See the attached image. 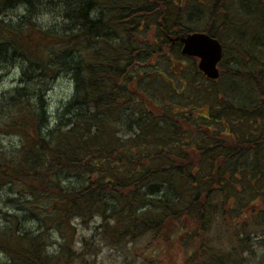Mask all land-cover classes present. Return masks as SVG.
<instances>
[{"label":"trees","instance_id":"trees-1","mask_svg":"<svg viewBox=\"0 0 264 264\" xmlns=\"http://www.w3.org/2000/svg\"><path fill=\"white\" fill-rule=\"evenodd\" d=\"M193 32L221 41L219 78L180 79L202 99L146 97L139 64L174 67ZM10 66L18 78L0 92V201L13 212H2L10 262L0 264H96L85 255L101 244L144 236L185 244L179 264L244 262L251 230L264 228V0H0V70ZM63 75L74 91L50 127L47 94ZM8 135L17 141L7 145ZM74 220L98 223L81 251ZM56 232L63 243L50 252ZM156 254L147 260L178 264Z\"/></svg>","mask_w":264,"mask_h":264},{"label":"rangeland","instance_id":"rangeland-1","mask_svg":"<svg viewBox=\"0 0 264 264\" xmlns=\"http://www.w3.org/2000/svg\"><path fill=\"white\" fill-rule=\"evenodd\" d=\"M47 17V19H53L50 16ZM197 63L198 59H196V57L183 56L174 67L170 66L169 62H166V60H162L161 62H159L155 59L139 64V70L142 74L140 90L146 97L158 102H164V99L169 100L174 98H177L178 100L189 99V101L191 97L202 99L203 97L198 96L196 93L192 92L191 87L181 89L184 83L182 80L180 81V79L190 76H193L195 86H203L204 84H208V80H205L202 72H198ZM196 70L198 73L196 72ZM155 72L156 74H154ZM158 72H161V74H157ZM17 78V68H13L10 66L9 68L0 70V92L12 88L16 84L15 82ZM163 79H165L168 84L165 83ZM172 85L175 86L176 89H180V91L176 92H180L179 95H175V93L172 92ZM73 91L74 83L69 75H63L57 78L51 85V88L47 94V111L50 127L54 126L57 119V114L62 109L64 104L71 98ZM180 102L176 101L172 105L175 110H178L179 106L182 107V104H180ZM209 109V103L205 102L203 109H198L197 107H195L193 113L195 115H202V112L203 114L205 112L207 113ZM128 121L129 120L127 119L122 120L123 127H125V123L128 124ZM15 141H17V138L14 135H8L4 137V142L7 145H10ZM10 195L12 197H15L14 193H11ZM11 209H13L12 206L6 205L4 202L0 201V227L5 226L6 224L2 212H13ZM19 215L21 216L23 214L19 213ZM23 221V224L26 228L33 229L36 226V223L33 220L23 219ZM96 221L91 222L89 225H81L78 220H74V250L81 251L83 245H85L84 242H87V246L88 244L95 241V238H97L96 233L99 231V229L96 228V226L98 225ZM257 233L264 234V228L251 230L249 237L250 245L241 255L244 259V262L242 264H264V236L257 240ZM148 237L149 236H144L135 241H131L127 246H123L122 248H110L107 244L103 243L100 245L102 246V250L99 253H88L85 255V260H87L89 263L95 262L96 264H152L147 260V258H151L150 255H152L154 250L161 254H156L159 255V257L154 259L152 258L154 261H156L157 259L163 261L164 258H167L168 260L169 257H173L175 258V262L179 264L180 262H183L185 260L186 254L183 251L186 246L185 244L166 246L160 244L159 242H150ZM62 240L63 239L62 237H60V234L58 235L57 232L54 233L51 239L52 243L49 246V251H57L60 243H63ZM0 262H10V257L4 249L0 250ZM72 262L73 263L71 264H78L77 260H74Z\"/></svg>","mask_w":264,"mask_h":264},{"label":"water","instance_id":"water-1","mask_svg":"<svg viewBox=\"0 0 264 264\" xmlns=\"http://www.w3.org/2000/svg\"><path fill=\"white\" fill-rule=\"evenodd\" d=\"M181 52L198 57L199 69L209 78L220 76L219 63L223 56L222 43L207 32H193L181 37Z\"/></svg>","mask_w":264,"mask_h":264}]
</instances>
